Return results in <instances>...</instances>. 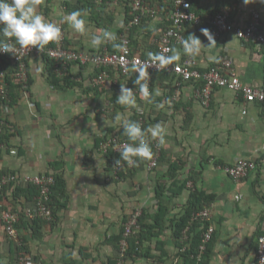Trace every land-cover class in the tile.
I'll list each match as a JSON object with an SVG mask.
<instances>
[{"label":"crops","instance_id":"1","mask_svg":"<svg viewBox=\"0 0 264 264\" xmlns=\"http://www.w3.org/2000/svg\"><path fill=\"white\" fill-rule=\"evenodd\" d=\"M80 1L83 2L42 0L40 11L55 23H64L70 46L89 53L109 48L111 41L98 48L92 46L91 36L104 29L117 35L127 15L125 1H106L109 10L103 16L113 17L108 25L105 20L98 23L95 14ZM160 2L158 12L150 15L135 35L134 50L143 56L156 53V38L166 22H170L172 0ZM69 4L76 10L77 7L86 10L88 33L78 34L63 21L73 11ZM199 6L202 20L184 27V39L195 34L207 45L201 29L207 28L212 33L213 15L225 7H231V20L239 25L249 22L252 12L259 9L264 25V0L260 3L251 0L247 4L244 0H200ZM215 40L214 47H204L195 57L202 72L228 56L243 82L253 86L264 83V46L245 43L232 32ZM173 49L180 53V60L187 56L182 43ZM28 68L29 91L21 90L13 106L0 105L1 116H6L9 122L0 137V171L19 176L62 172L67 183L66 194L61 198L65 207L58 211L54 223L46 224L44 235L33 238L29 228L21 231L28 239L30 256L37 258V263L31 258L32 264H110V258L116 255L112 240L128 226L137 210L145 209L146 221H154L160 209L157 181L169 170L171 161L179 166L177 178L186 182L187 187L174 197L170 196V190L163 196L162 201L168 202V217L183 213L193 189L215 196L210 219L215 232L206 264H256L258 237L264 231L262 102H248L242 93L215 87L209 104L205 105L196 93L203 86V79L182 80L174 72H160L152 79L151 86L153 91L160 92L154 97L155 103L163 102L165 107L158 109L155 103L134 92L137 108H126L112 98L114 93L120 94L121 84L130 88L129 78L122 77L119 86L113 88L110 80L114 77H111L107 85L99 88L93 84L96 67L92 63L73 62L68 66V75L78 84L63 88L50 83L44 56L28 58ZM141 108L148 117V126L157 122L165 124V143L161 146L153 140L165 154L156 166L150 167L152 158L148 159L138 165L133 177L120 179L109 164L101 139L110 127L121 124L115 119L118 114L122 119H130ZM239 159L254 161L257 167L236 180L223 167ZM171 183L168 180V185ZM11 193L9 188L10 199ZM14 202V206L24 211L32 205L25 196ZM174 230L170 222L162 230L157 228L142 250H148L151 257L135 261L131 258L127 264H183ZM18 245L20 241L10 238L0 225V264H19Z\"/></svg>","mask_w":264,"mask_h":264},{"label":"built area","instance_id":"2","mask_svg":"<svg viewBox=\"0 0 264 264\" xmlns=\"http://www.w3.org/2000/svg\"><path fill=\"white\" fill-rule=\"evenodd\" d=\"M260 3L261 0H255ZM132 11L134 17L130 20L126 30L121 34V47L119 50H110L109 48H103L96 52H85L78 50L70 45H67V31L64 23H60L62 29V39L60 42L54 43L53 46L47 45L46 48L41 51L35 46H31L29 49H20L16 45L17 54L0 53V56L11 55L13 58V67L9 72V75L16 78L24 88L28 85L29 80V68L27 59L33 55H47L55 62V69L58 75H68V66L71 63L86 64L92 63L96 68H102L99 74L94 78V85H107L108 80L111 77L109 68L118 67L121 70L123 79L130 78L133 74L131 66L134 62H144L148 60V57H144L142 54L133 52L131 46V39L129 37V30L133 24L140 21L141 16L151 15L154 16L158 12V8L145 3V0H132ZM231 7H225L222 10L213 15L211 22L214 26L212 34L215 38L224 36L227 33H234L239 39L245 43H253L257 47L262 48L264 46V25H262V16L259 9H255L249 22L246 24H235L231 20ZM171 24L163 30L156 38L157 52L162 51L164 48L170 49L168 54H171L174 44H181L184 40L183 29L186 24H198L201 22V15L191 9L190 0H173V8L170 14ZM14 43V39L12 41ZM156 52V53H157ZM3 63V62H2ZM0 63V92L3 98L7 96V81L8 75L4 64ZM231 58L224 56L220 61L211 66L208 70L202 72L197 66V60L195 57L185 56L180 61L175 62L173 65H169L163 70L157 71L155 68H150V80L149 89L151 91V84L154 72H174L178 78L182 80H199L203 79L204 84L201 88L197 89V96L202 100L205 105H208L212 96L213 89L215 87H225L233 90L237 93H242L248 102L260 101L264 104V83L261 86H253L245 83L236 74L233 68ZM128 80V79H127ZM180 81H177V85H180ZM131 88V87H130ZM25 90V89H24ZM138 90V89H135ZM8 108V106H6ZM246 112V111H245ZM140 114L141 124L144 123L145 110L138 109ZM9 127V122L6 116L0 117V132H3ZM130 143L127 139L119 140L116 144L115 150L122 149L124 144ZM111 146V140L104 142L105 149ZM156 155L151 160L149 166L154 167L158 163V156L160 155V147L158 144L155 146ZM16 152V150H12ZM124 165V162L120 166L115 165V169H118ZM134 165V164H133ZM257 167L256 162L248 159H239L233 164L225 165L223 168L225 171L238 180L246 176L250 171ZM55 183L54 173H37V174H25L19 176L15 173H4L0 175V195L6 185H27L34 184L38 187L39 193L34 198L32 205L26 214L29 218H43L45 220H52L54 218L53 206L51 205V193L52 186ZM240 195H238L239 197ZM212 206H206L202 211L197 213V216L209 222L207 230L203 234V242L200 245L199 252L196 255V262L194 264H200L202 254L207 248V243L213 238L215 228L211 224V208ZM20 209L10 210L5 209L3 201L0 199V223L5 226L6 232L10 238L19 239L20 231L17 224L20 221ZM141 214L140 210H137L133 216V219L128 224L125 237L131 233V226L137 221V217ZM184 239H187L185 235ZM127 241L122 242V253L117 259L116 264H127V260L124 258V252ZM186 248L184 245L183 249ZM256 264H264V231L258 237V246L256 249ZM20 264H32V259L29 253L22 251L20 253Z\"/></svg>","mask_w":264,"mask_h":264},{"label":"trees","instance_id":"3","mask_svg":"<svg viewBox=\"0 0 264 264\" xmlns=\"http://www.w3.org/2000/svg\"><path fill=\"white\" fill-rule=\"evenodd\" d=\"M106 1L107 0H85L84 2L83 0V2L82 1L80 2H82V4L84 3V6L89 7V9L95 14L94 19L98 23L102 24V21L105 20L106 22L105 25H108L109 23H112L113 17L110 16L109 18L108 17L104 18L103 16L104 12L107 13L109 10L108 9L109 6L105 5ZM123 1H125L126 6H127V15H126L123 26L120 28L119 32L116 35V39L112 40L109 43L110 50H119L120 48L119 46L121 44V41H120L121 34L126 30V27L129 25L130 20H132V18L134 17V13L132 11V6H131L132 0H123ZM160 1L162 0H158V2L157 0H145V3L158 8V5L160 6L162 4V2ZM199 1L200 0H190L191 9L202 14L201 7L199 6ZM170 5L173 8V2H170ZM68 7L71 11L76 10V7L72 8L70 4L68 5ZM97 8H99L98 12L96 11ZM78 9L79 8L77 7V10ZM149 16L150 15L141 16L140 21L136 24H133L130 27L129 37L131 39V46H132L133 52H135L134 47H133L134 42H137L135 35L139 32V30L142 27L145 26L144 24H146V22L150 19ZM170 24H171V19L169 23L166 22L165 28L163 30H165ZM163 30H161V32ZM0 38H3L2 34H0ZM53 45L54 43L49 44V46H53ZM67 45L69 44L67 43ZM176 45L178 44H174L173 48ZM144 57H147V56H144ZM44 58L46 61L45 73L51 84H53L54 86H59L63 88L78 84L77 82L73 81V79L71 78L72 77L71 75H63V76L58 75L55 69L54 60L51 59L47 55H44ZM0 63L4 64L5 69L8 72V75L6 77L7 96L6 98H3L0 92V105L2 107H5V105L13 106L18 101L19 94H21V90L28 89V86L30 85V82H31L30 73H29L28 85L26 88H24L23 85L16 78H13L9 75V72L12 70V67H13L12 56L9 54L0 56ZM102 69H104V67L95 69L94 78L99 74V72ZM109 71L111 73V77H114L110 80L112 82L111 85H113V88H115L116 86H119L118 81L122 79L123 75L121 73V70L118 67L109 68ZM163 72H166V71H163ZM157 73H160V72H154L153 78ZM136 75L137 74L134 73V75L130 76L129 84H130V87L134 90V92L139 94V90H135V89H138V87H136L135 85ZM114 81L117 82L116 85L113 84ZM0 84H1V80H0ZM96 87L103 88L104 86L96 85ZM150 92H153V86H151ZM114 94L115 96L112 98V101L116 103L117 95L116 93ZM0 117H1V111H0ZM144 119L145 120L142 126L146 128L148 126L147 125L148 117L145 115ZM130 120L139 121L140 114H138L137 111L134 112L131 115ZM3 132H0V137H2ZM122 139L128 140V138L123 135L122 125L119 124L117 126L110 127L106 135L101 139V142L104 143V142H107L108 140H111V146L106 151L107 156L109 158V164L111 168L116 172V175L118 176V178L127 179V178L133 177V175L136 173L138 165H140V163L144 161H147L148 159L140 160L139 158H137V162L134 165L128 166L126 163H124L122 167L115 169L116 161L120 159V152L116 151L114 146H116L118 141ZM150 143L153 149V153H154L153 157H154L156 155V149H155L156 145H155V142L153 141H150ZM164 154H165L164 150L161 148L160 155L158 156L159 162L162 161ZM54 165L57 166L58 165L57 162H55ZM178 167L179 166L175 162L171 161L169 170L163 175V178L161 177L157 181L156 196L159 200L160 209H159V212L156 215H154L153 217L154 221L152 223L146 221L147 214H146V210L143 209L141 214L137 217L136 223L131 226V233L128 236L125 237V232H126L127 227H124L121 230V232L117 234L115 238H113L112 243L115 247L116 255L115 257L110 258V262H109L110 264H116L117 259L121 256L122 242L125 239L127 241L125 252H124V258L126 260L132 258L133 261H135L142 257H146V256L151 257L150 254H147L149 253L148 250L144 252L142 251L144 248V242L146 240L152 239L153 234L157 232L155 231L157 230V228L161 230L166 228L168 222H170V225H172L175 229L174 235L177 241V246L179 247V250H180L179 255L183 258V262H184L183 264H194V262H196L197 260L196 255L198 254L200 245L203 242L202 241L203 234L207 230V227L209 225V222L197 216V213L202 211L206 206L211 205L215 196L213 194H209L202 190L193 189L190 193V196H189L187 204L185 205V208H183V213L178 217H176V215L174 217H168L167 216L169 213L168 202L162 201L163 196L170 190L171 191L170 196L174 197L178 195L185 187H187L186 182H181V180L177 178L178 177V173H177ZM4 173H8V172L0 171V175ZM54 177H55V183L52 186L51 202H50L51 205L53 206V212H54V218L52 220L48 221L43 218H32L31 219L27 216L26 212L23 209L19 210L20 211V221L17 224L19 231H20V235H19L20 245H18V251L20 252H19L18 259H17L19 264H20L19 257L22 251L30 254V247L28 245V239L27 237L22 235L23 232H21L23 228L24 227L29 228L31 232V236L33 238H41L44 235V232H45L44 228L46 224L54 223V221H56L58 211L62 209L63 207H65V203L61 201V198L66 194V185H67L66 179L64 178L62 172H55ZM170 179L172 183L168 185V180ZM9 188L12 189V193H11L12 199L9 198L10 197V195L8 194ZM38 193H39L38 187L35 186L34 184L17 185V186L6 185L2 190L0 199L3 201V205L5 209L16 211L18 210V208L14 206L15 205L14 201L16 200L20 201L21 197L25 196L27 202L33 203V200L38 195ZM0 225H2L5 228L4 223L3 224L0 223ZM196 229H197V233L195 232ZM185 235H187L186 240L184 239ZM160 243L162 244L163 242H160ZM184 245H186L185 249H183ZM210 252H211V244L209 241L207 243V248L205 252L202 254V259H201L200 264H206V256H208ZM31 258L33 259V262H36V259H37L36 257L31 256Z\"/></svg>","mask_w":264,"mask_h":264},{"label":"clouds","instance_id":"4","mask_svg":"<svg viewBox=\"0 0 264 264\" xmlns=\"http://www.w3.org/2000/svg\"><path fill=\"white\" fill-rule=\"evenodd\" d=\"M250 2L251 0H244L245 4ZM41 4L42 0H0V34L3 37L0 38V53L17 54L16 45L20 49H29L31 46H35L43 51L50 43L58 44L60 42L62 39L61 26L40 11ZM86 16V10L78 9L65 15L63 21L76 33L84 35L89 31ZM201 32L207 38L208 44L205 45L197 35L189 34L181 42L185 55L196 57L200 55L204 47L211 48L217 44L209 29L202 28ZM115 39L114 32L104 29L99 34H92L91 45L98 48L103 43ZM119 47L123 50L124 46L120 45ZM169 52L168 48L157 53L150 52L147 61L134 62L131 66V71L137 74L135 85L138 87L139 94L149 103H155L154 97L160 95L158 90L150 92L149 69L163 70L180 60V53L175 49L171 50V54H168ZM116 103L126 108H137V96L134 90L121 84ZM155 106L158 109L165 107L163 102L155 103ZM115 119L121 123L123 135L130 141V143L124 144L122 149H119L120 159L116 161L117 166H120L122 162L132 166L137 162V158L140 160L151 159L154 153L150 141H158L161 146L165 143L167 128L163 122H157L155 125L145 128L141 122L127 118L122 119L119 114Z\"/></svg>","mask_w":264,"mask_h":264}]
</instances>
